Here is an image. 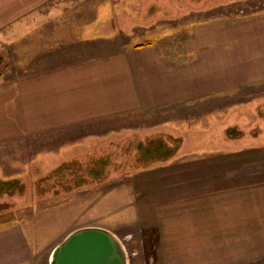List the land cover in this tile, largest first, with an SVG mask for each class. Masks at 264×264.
<instances>
[{
  "label": "rangeland",
  "instance_id": "374dc122",
  "mask_svg": "<svg viewBox=\"0 0 264 264\" xmlns=\"http://www.w3.org/2000/svg\"><path fill=\"white\" fill-rule=\"evenodd\" d=\"M261 8L264 0H0V70L7 81L36 60L85 57L93 46L106 51L156 39L185 46L192 26L210 14ZM214 94L4 140L0 176L14 187L0 196V228L23 220L41 232L32 264H50L54 248L84 226L118 235L129 264H170L156 228L161 203L264 181V82ZM201 125L208 130L199 132ZM209 134L210 142L202 140ZM239 138L262 141L220 148Z\"/></svg>",
  "mask_w": 264,
  "mask_h": 264
},
{
  "label": "crops",
  "instance_id": "0c3cea01",
  "mask_svg": "<svg viewBox=\"0 0 264 264\" xmlns=\"http://www.w3.org/2000/svg\"><path fill=\"white\" fill-rule=\"evenodd\" d=\"M209 16L192 26L185 46L164 45L158 39L106 51L93 46L88 56L73 51L77 57L71 59L61 54L54 61L36 60L9 80L2 77L0 144L12 136L72 131L126 112H151L224 94L230 87L262 84L264 8ZM203 127H197L199 132L208 130ZM201 137L205 142L212 138ZM179 138L182 144L188 140ZM259 141L239 138L220 148ZM159 209L156 228L165 263L238 264L264 259V181L219 187L163 202ZM35 229L23 220L0 228V264H32L41 236Z\"/></svg>",
  "mask_w": 264,
  "mask_h": 264
},
{
  "label": "water",
  "instance_id": "95a60500",
  "mask_svg": "<svg viewBox=\"0 0 264 264\" xmlns=\"http://www.w3.org/2000/svg\"><path fill=\"white\" fill-rule=\"evenodd\" d=\"M50 264H129L122 240L101 226L70 232L53 250Z\"/></svg>",
  "mask_w": 264,
  "mask_h": 264
},
{
  "label": "trees",
  "instance_id": "16d2710c",
  "mask_svg": "<svg viewBox=\"0 0 264 264\" xmlns=\"http://www.w3.org/2000/svg\"><path fill=\"white\" fill-rule=\"evenodd\" d=\"M2 63H3V59L2 57H0V66ZM1 78H2V73L0 70V80ZM63 167H65V165L58 167L56 171L61 172L63 170ZM13 187H14V182L12 180H4L0 178V196L11 190Z\"/></svg>",
  "mask_w": 264,
  "mask_h": 264
}]
</instances>
